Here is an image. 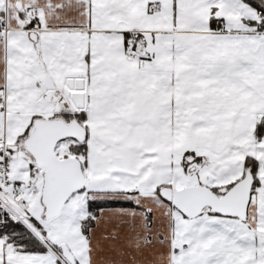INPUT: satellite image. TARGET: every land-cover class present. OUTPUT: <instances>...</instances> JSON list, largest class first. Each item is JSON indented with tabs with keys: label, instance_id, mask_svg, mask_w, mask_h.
Wrapping results in <instances>:
<instances>
[{
	"label": "snow or ice",
	"instance_id": "1",
	"mask_svg": "<svg viewBox=\"0 0 264 264\" xmlns=\"http://www.w3.org/2000/svg\"><path fill=\"white\" fill-rule=\"evenodd\" d=\"M0 264H264V0H0Z\"/></svg>",
	"mask_w": 264,
	"mask_h": 264
}]
</instances>
